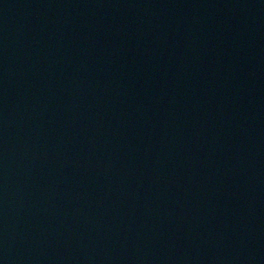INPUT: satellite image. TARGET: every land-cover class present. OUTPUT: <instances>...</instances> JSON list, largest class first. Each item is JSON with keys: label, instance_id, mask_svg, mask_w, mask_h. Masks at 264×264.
Segmentation results:
<instances>
[{"label": "water", "instance_id": "obj_1", "mask_svg": "<svg viewBox=\"0 0 264 264\" xmlns=\"http://www.w3.org/2000/svg\"><path fill=\"white\" fill-rule=\"evenodd\" d=\"M0 264H264V0H0Z\"/></svg>", "mask_w": 264, "mask_h": 264}]
</instances>
